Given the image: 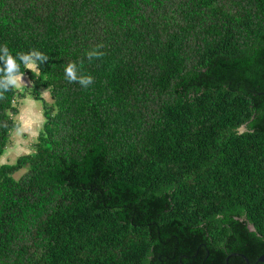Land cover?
<instances>
[{
    "label": "trees",
    "instance_id": "1",
    "mask_svg": "<svg viewBox=\"0 0 264 264\" xmlns=\"http://www.w3.org/2000/svg\"><path fill=\"white\" fill-rule=\"evenodd\" d=\"M0 46L49 57L0 157L52 100L0 164V264H264V0H0Z\"/></svg>",
    "mask_w": 264,
    "mask_h": 264
},
{
    "label": "clouds",
    "instance_id": "2",
    "mask_svg": "<svg viewBox=\"0 0 264 264\" xmlns=\"http://www.w3.org/2000/svg\"><path fill=\"white\" fill-rule=\"evenodd\" d=\"M104 45L98 44L86 53L89 61L101 59L105 53L101 51ZM49 60V57L38 50H31L27 53L20 52L15 57L10 53L7 46H0V99L3 94L21 85L29 83L23 79L25 73L20 71L23 64L26 69L35 71L40 64ZM65 79L70 83H78L82 88L87 89L94 83L91 75L81 73L76 63L70 62L65 68Z\"/></svg>",
    "mask_w": 264,
    "mask_h": 264
},
{
    "label": "rangeland",
    "instance_id": "3",
    "mask_svg": "<svg viewBox=\"0 0 264 264\" xmlns=\"http://www.w3.org/2000/svg\"><path fill=\"white\" fill-rule=\"evenodd\" d=\"M23 79L28 81L27 86L21 85L19 89L24 90L25 87L31 86V80L25 74ZM45 100L34 99L30 95L26 97H18L15 101L19 112L15 115V119L19 121V127L12 131L10 142L5 152L0 157V164L14 163L18 156L28 153L32 150V145L41 130L44 122L43 104L44 101H52L48 89L43 90ZM22 171H18L16 176Z\"/></svg>",
    "mask_w": 264,
    "mask_h": 264
},
{
    "label": "water",
    "instance_id": "4",
    "mask_svg": "<svg viewBox=\"0 0 264 264\" xmlns=\"http://www.w3.org/2000/svg\"><path fill=\"white\" fill-rule=\"evenodd\" d=\"M242 129H244V126L242 127ZM250 228H251V229H254V227H253L252 225L250 226ZM260 260L264 261V256H261V257H260ZM247 264H249V262H247Z\"/></svg>",
    "mask_w": 264,
    "mask_h": 264
},
{
    "label": "flooded vegetation",
    "instance_id": "5",
    "mask_svg": "<svg viewBox=\"0 0 264 264\" xmlns=\"http://www.w3.org/2000/svg\"><path fill=\"white\" fill-rule=\"evenodd\" d=\"M262 256H264V255H262Z\"/></svg>",
    "mask_w": 264,
    "mask_h": 264
}]
</instances>
